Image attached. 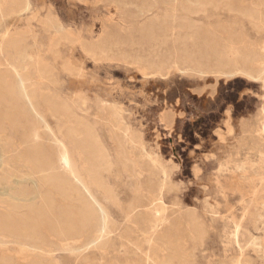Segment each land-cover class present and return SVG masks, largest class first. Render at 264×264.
Masks as SVG:
<instances>
[{"label": "rangeland", "instance_id": "rangeland-1", "mask_svg": "<svg viewBox=\"0 0 264 264\" xmlns=\"http://www.w3.org/2000/svg\"><path fill=\"white\" fill-rule=\"evenodd\" d=\"M27 1L15 26L38 101L37 57L105 152L92 174L65 135L69 121L40 111L44 145L69 155L59 172L89 210L79 234L45 233L41 264H264V0ZM49 6L93 39V58L77 43L51 45L40 22ZM66 58L78 72L63 70ZM23 132L7 126L0 144ZM1 237L11 259L0 264H30V249Z\"/></svg>", "mask_w": 264, "mask_h": 264}, {"label": "bare ground", "instance_id": "bare-ground-1", "mask_svg": "<svg viewBox=\"0 0 264 264\" xmlns=\"http://www.w3.org/2000/svg\"><path fill=\"white\" fill-rule=\"evenodd\" d=\"M28 6L27 0H0V52L4 47H8L11 51L7 52V58L0 57V65H3L0 67V137H3L7 126L11 132L19 128L24 129L17 140H11L4 145L0 144V234L16 236L22 248L30 249V252L34 254V258L29 263L41 264V256L48 250L45 233L58 238L79 234L89 210L86 205H82L83 196L81 197L79 191L64 180L59 172L60 169L68 172L69 155L64 149L57 155L52 151L50 144L47 147L44 145L40 111L45 109L52 115H63L66 121H69L65 135L92 174L93 165L98 164L100 159L103 163L105 152L97 134L93 131L94 128L73 113L70 103L62 97L61 92L54 85L57 79L54 78L47 62L37 57L38 75L42 83L46 84V92L38 101L36 88L29 75L32 65L26 61L25 53L18 47L21 40L25 38V33L15 26L20 12ZM4 21L7 25L5 30L2 29ZM40 22L43 28L54 31L51 45L55 46L65 41L71 45L77 43L86 55L93 58V39L84 38L65 28L57 16L51 12L50 6ZM109 35L104 37L109 39ZM96 49H98L97 46ZM98 50L108 54L111 48L107 44ZM58 53L60 52L53 55ZM62 68L70 75L79 70L69 58L64 59ZM71 118H74V122ZM22 164L27 166L26 171H23ZM14 165L19 166L20 169H12ZM12 176L16 179L10 180ZM26 178L30 179L29 186L25 184ZM56 195H60L64 201L58 203ZM77 201L81 205L78 208L74 205ZM2 243L4 240L1 237L0 244ZM10 259L9 255L0 254L1 261Z\"/></svg>", "mask_w": 264, "mask_h": 264}, {"label": "crops", "instance_id": "crops-1", "mask_svg": "<svg viewBox=\"0 0 264 264\" xmlns=\"http://www.w3.org/2000/svg\"><path fill=\"white\" fill-rule=\"evenodd\" d=\"M86 55V54H85ZM87 56V55H86ZM89 57V56H88Z\"/></svg>", "mask_w": 264, "mask_h": 264}]
</instances>
